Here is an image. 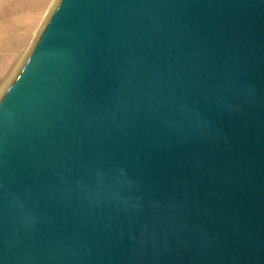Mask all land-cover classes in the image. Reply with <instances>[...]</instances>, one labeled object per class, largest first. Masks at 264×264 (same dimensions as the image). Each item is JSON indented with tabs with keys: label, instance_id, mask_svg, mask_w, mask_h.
<instances>
[{
	"label": "water",
	"instance_id": "water-1",
	"mask_svg": "<svg viewBox=\"0 0 264 264\" xmlns=\"http://www.w3.org/2000/svg\"><path fill=\"white\" fill-rule=\"evenodd\" d=\"M0 264H264V0H61L0 101Z\"/></svg>",
	"mask_w": 264,
	"mask_h": 264
},
{
	"label": "bare ground",
	"instance_id": "bare-ground-1",
	"mask_svg": "<svg viewBox=\"0 0 264 264\" xmlns=\"http://www.w3.org/2000/svg\"><path fill=\"white\" fill-rule=\"evenodd\" d=\"M59 1L0 0V75L11 70L18 52L33 36L24 55L26 58L23 60V64L29 60L30 53L35 47L41 31L46 26L50 14H53L58 7ZM33 32H35L34 35ZM23 64L16 69V73L19 72Z\"/></svg>",
	"mask_w": 264,
	"mask_h": 264
},
{
	"label": "rangeland",
	"instance_id": "rangeland-1",
	"mask_svg": "<svg viewBox=\"0 0 264 264\" xmlns=\"http://www.w3.org/2000/svg\"><path fill=\"white\" fill-rule=\"evenodd\" d=\"M60 2H61V0L59 1V4H60ZM51 14H50V16H49V18H48V20L46 22V26H47L48 22L50 21L52 15L54 14V12H53L52 15ZM45 27L43 28L42 31H44ZM42 31H41V35L43 33ZM34 34H35V32H33V35ZM41 35H40V37H41ZM32 37L30 38L29 42L22 48V50L20 52H18V54H17L18 56L14 59L11 70L9 72H7L6 74H4V75H0V101L5 96V94L9 91V89L11 88V86L13 85V83L16 81V79L18 78V76L20 75V73L22 72V70L24 69V67H25V65H26V63L28 61V60H26L25 63L23 64V62H24L23 60L26 58V57L24 58V55L26 54V51H27V49L29 47V44H30V41L33 40ZM40 37L36 41V43L34 45L35 47H36L37 42L39 41ZM35 47H33L32 51L30 53L31 55H32ZM22 64H23V66L20 68L19 72L16 73V69L19 66H21ZM14 73H16L15 76H13Z\"/></svg>",
	"mask_w": 264,
	"mask_h": 264
}]
</instances>
